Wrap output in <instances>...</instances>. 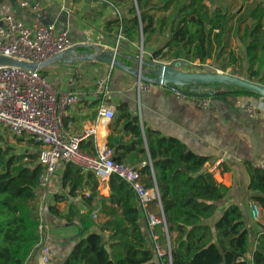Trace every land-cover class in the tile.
<instances>
[{
	"label": "trees",
	"instance_id": "obj_1",
	"mask_svg": "<svg viewBox=\"0 0 264 264\" xmlns=\"http://www.w3.org/2000/svg\"><path fill=\"white\" fill-rule=\"evenodd\" d=\"M112 3L120 14L108 21L106 31H117L132 42L143 33V48L151 50L149 60L204 63L212 58L221 69L231 67L240 76L264 84V0H254L237 13L223 6L211 10L209 0ZM222 93L260 96L243 88ZM109 126L107 146L113 159L137 168L139 181L157 189L166 232L154 239L146 207L118 173L109 175V194L104 195L93 170L68 162L61 175L62 192L49 205V212L78 227V240L63 264H164L169 256L172 264H264V228L255 237L250 263L251 233L244 207L229 200L232 188L215 177L208 166L210 157L193 152L175 137L143 128L127 101L119 104ZM13 137L24 139L14 133ZM10 139L0 130V264H27L42 242L37 195L43 171L41 144L30 139L28 144L36 148L20 151ZM80 149L96 155L95 137L83 139ZM244 164L250 200L264 210V167ZM78 194L87 209L84 213L68 201L69 195ZM61 204L69 205L66 212ZM156 241L165 254H157Z\"/></svg>",
	"mask_w": 264,
	"mask_h": 264
},
{
	"label": "crops",
	"instance_id": "obj_2",
	"mask_svg": "<svg viewBox=\"0 0 264 264\" xmlns=\"http://www.w3.org/2000/svg\"><path fill=\"white\" fill-rule=\"evenodd\" d=\"M1 5L10 8L28 24L55 23L58 29H61L58 18L63 13L61 24L67 26L66 30L74 43L87 42L108 51L118 50L124 54L119 56L120 60L131 67L137 66L133 58L141 55L149 57L151 54V50L139 48L140 38L132 42L123 37L117 45L119 32L106 31L108 21L120 14L112 0H2ZM34 13L40 16H34ZM86 49L84 46L79 48ZM41 73L58 89L77 92L78 100L68 109L66 126L76 135H82L88 128L94 129L92 135L97 148L107 146L112 120L99 113L101 105H113L116 114L119 104L127 101L133 113L139 115L143 128L175 137L193 152L210 157L208 166L215 177L232 188L229 200L244 207L251 233L248 254L251 263L252 253L256 249L255 237L264 228V210L250 200L252 192L248 189L249 175L244 163H261L264 167L263 100L259 101V97L254 95L217 92L210 96L208 107H201L190 103L188 99L178 98L170 88L156 83H142V87L139 78L132 72L89 59L79 60L76 64L60 61L49 63L41 69ZM105 75L109 78L103 92H99L97 81ZM245 100L258 101L263 106L259 116H252L244 110L242 104ZM84 139L87 140L88 136ZM224 166L229 169L224 170ZM64 167L65 164L61 163L49 185L37 189L39 201L54 204L56 194L62 192L61 175ZM108 179L109 176L100 178L99 190L104 195L109 194ZM226 204L212 221L219 218ZM254 204L261 208L259 219L253 217ZM68 206L61 204L60 208L66 212ZM146 211L147 216L159 214L160 205L152 200L146 206ZM45 218L48 224L45 241L52 252L48 264H63L78 240V227L75 222H67L52 212H48ZM146 220L143 218L142 222L146 223ZM162 224L152 229L157 239L166 232ZM27 264H45L39 249Z\"/></svg>",
	"mask_w": 264,
	"mask_h": 264
},
{
	"label": "built area",
	"instance_id": "obj_3",
	"mask_svg": "<svg viewBox=\"0 0 264 264\" xmlns=\"http://www.w3.org/2000/svg\"><path fill=\"white\" fill-rule=\"evenodd\" d=\"M122 38L123 35L119 33L117 45ZM73 44L69 32L58 29L55 23L28 24L18 18L10 8L0 6V54L40 63L70 48ZM141 48L143 49L142 46ZM108 78V75H105L98 79L99 92H103ZM142 83L139 81L140 86ZM174 91L178 98L188 99L192 104L201 107L210 105L212 94L190 92L185 89ZM77 100L76 91L58 89L39 69L0 65V130H11L18 137H29L41 144L39 149V162L43 166L40 175L41 188L49 185L61 163L71 162L85 169H91L99 178L108 177L115 172L134 187L145 207L152 200H157L161 213L148 215L151 230L164 223L158 191L155 188H146L139 181L140 174L137 168L117 163L112 157L111 149L106 145L98 147L96 155L86 154L80 149V142L94 134V129L88 128L82 135L73 134L68 130L65 123L68 109L76 104ZM261 100L262 97L259 96V101ZM242 106L247 113L255 117L263 111V106L258 101L245 100ZM99 113L105 118L112 119L115 116V107L101 105ZM254 165L263 167L261 163ZM68 201L76 204L81 213L87 210L80 194L69 195ZM48 212L49 204L39 201L41 222L38 230L42 236L39 250L45 264L49 263L52 255L51 247L45 241L48 227L45 216ZM91 214L94 219L97 218V210ZM252 214L255 219H259L261 208L257 204L253 205ZM155 248L158 255L165 254V250L157 241ZM164 264H172L170 256Z\"/></svg>",
	"mask_w": 264,
	"mask_h": 264
},
{
	"label": "water",
	"instance_id": "obj_4",
	"mask_svg": "<svg viewBox=\"0 0 264 264\" xmlns=\"http://www.w3.org/2000/svg\"><path fill=\"white\" fill-rule=\"evenodd\" d=\"M2 2V0H0ZM34 16H40L34 13ZM63 13L58 18L60 21L59 28L66 30V25H62L64 20ZM138 44L143 46V33H141ZM86 47V50H79L80 47ZM124 55L118 50H105L95 44L82 42L74 43L70 48L56 54L45 62H28L16 59L10 56L0 54V65L19 66L26 69H39L45 67L49 63L60 61L63 63L76 64L79 60H95L102 61L113 66H117L128 72L135 74L140 82L145 84H159L172 90H188L190 92L213 94L224 92L227 90H235L243 88L256 92L262 97L264 102V84L249 80L245 77L235 75L224 71H200L185 70L181 66H189L190 61L184 59H176L172 61L149 60V58L141 57L133 58L137 66L131 67L120 60L119 56Z\"/></svg>",
	"mask_w": 264,
	"mask_h": 264
},
{
	"label": "rangeland",
	"instance_id": "obj_5",
	"mask_svg": "<svg viewBox=\"0 0 264 264\" xmlns=\"http://www.w3.org/2000/svg\"><path fill=\"white\" fill-rule=\"evenodd\" d=\"M254 0H209V6L211 10H213L216 6H223L226 7L231 13H237L240 9L250 5ZM141 40V39H139ZM237 40H233V45H237ZM141 44L139 48H141ZM148 53V52H147ZM149 56V55H148ZM162 61H169V60H163ZM181 69L185 70H200V71H224L229 72L235 75H239L236 73L231 67H228L226 69H221L218 65H216L213 61V59L209 58L204 63H200L199 60H196L194 62H191V64L188 66H181ZM240 76V75H239ZM6 135L9 136L10 144L14 145L18 148V150L23 151L27 147L29 148H36L33 144H28V141L32 138L24 137L23 141L19 142L16 140H12L13 133L10 132L8 129L3 130Z\"/></svg>",
	"mask_w": 264,
	"mask_h": 264
}]
</instances>
